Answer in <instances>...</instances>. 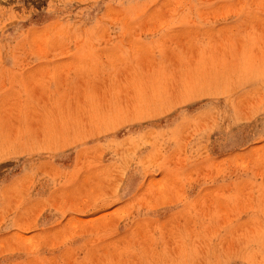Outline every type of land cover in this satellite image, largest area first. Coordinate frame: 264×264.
I'll return each mask as SVG.
<instances>
[{
  "label": "rangeland",
  "instance_id": "1",
  "mask_svg": "<svg viewBox=\"0 0 264 264\" xmlns=\"http://www.w3.org/2000/svg\"><path fill=\"white\" fill-rule=\"evenodd\" d=\"M0 264H264V0H0Z\"/></svg>",
  "mask_w": 264,
  "mask_h": 264
}]
</instances>
